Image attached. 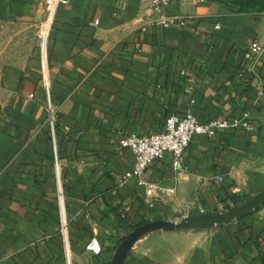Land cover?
I'll return each mask as SVG.
<instances>
[{"label":"crops","instance_id":"obj_1","mask_svg":"<svg viewBox=\"0 0 264 264\" xmlns=\"http://www.w3.org/2000/svg\"><path fill=\"white\" fill-rule=\"evenodd\" d=\"M149 5L68 0L51 33L47 91L37 43L45 0H0V264H69L67 247L71 264H110L143 223L224 213L264 190V61L248 57L253 43L264 45V11L176 2L165 13L186 25L162 29ZM189 110L204 123L250 113L257 125L197 137L179 182L171 155L154 163L152 197L135 179L121 186L136 159L120 141L162 133ZM93 242L100 255L88 250ZM124 264H264V206L212 230L150 234Z\"/></svg>","mask_w":264,"mask_h":264},{"label":"built area","instance_id":"obj_2","mask_svg":"<svg viewBox=\"0 0 264 264\" xmlns=\"http://www.w3.org/2000/svg\"><path fill=\"white\" fill-rule=\"evenodd\" d=\"M188 1L190 0H150V23L152 26H158L162 29H168L174 25L184 27L186 25L184 20L168 17L165 12L173 3H186ZM196 1L202 4H209L215 0ZM66 4H68V0H45L46 18L38 25L37 38L39 41L44 75L46 77L47 91H49L47 82L49 42L56 14L60 7ZM217 29H219V26ZM248 57L253 58L254 66L263 62L264 45L259 42L253 43L250 47ZM258 95L259 97L263 96L264 90L260 89ZM47 112L51 140L54 147L55 170L58 179L60 180L61 170L57 152V109L54 107L50 99H48ZM256 125L257 122L254 121L250 113L244 114L240 119H214L204 123L201 122L191 110H189L184 116L180 117L173 115L168 118L165 130L162 133L154 135L131 134L126 136L120 141V147L122 150H128L133 153L136 159V164L133 172L121 182V186L128 184L131 179H135L141 187H145L148 196L152 197L160 191L156 185L150 183L146 179V173L154 163L163 161L167 155H171L173 157V168L176 174V180L179 182L181 177L188 171L186 153L197 137L214 138L226 130L243 129L252 132ZM218 179L223 181L222 177H219ZM171 193H173L172 190L169 191V194ZM60 195L62 197V193ZM150 205L152 207L153 203L151 202ZM62 233L67 245L68 225L65 220H63ZM88 250L94 252L96 255L101 254V248L96 242H93L88 246ZM66 256L68 263L71 264L68 247L66 248Z\"/></svg>","mask_w":264,"mask_h":264},{"label":"water","instance_id":"obj_3","mask_svg":"<svg viewBox=\"0 0 264 264\" xmlns=\"http://www.w3.org/2000/svg\"><path fill=\"white\" fill-rule=\"evenodd\" d=\"M151 17V16H150ZM264 206V190L252 196L243 204L224 213H201L181 219L150 221L135 228L121 239L110 264H124L133 248L143 238L158 232L180 233L185 231H206L244 220Z\"/></svg>","mask_w":264,"mask_h":264},{"label":"trees","instance_id":"obj_4","mask_svg":"<svg viewBox=\"0 0 264 264\" xmlns=\"http://www.w3.org/2000/svg\"><path fill=\"white\" fill-rule=\"evenodd\" d=\"M232 2L239 7L240 12H247V13H249V12L255 13L256 12V13H259V12L264 11V6H263L264 0H232ZM250 8H252V9L250 10ZM244 202H246V201H243V202L236 201V203H238V206L243 204ZM143 224H145V223H143Z\"/></svg>","mask_w":264,"mask_h":264},{"label":"rangeland","instance_id":"obj_5","mask_svg":"<svg viewBox=\"0 0 264 264\" xmlns=\"http://www.w3.org/2000/svg\"><path fill=\"white\" fill-rule=\"evenodd\" d=\"M39 41H38V38H37V43H38ZM41 56V55H40ZM250 199V196H245V197H242L241 198V200H239V202H243V201H247V200H249ZM236 207V206H235ZM228 209H230V207L228 208ZM225 211H226V208L224 209ZM227 211H229V210H227ZM212 213H218L217 212V210H215L214 212H212ZM172 221H175V222H179L180 220L178 219V220H172Z\"/></svg>","mask_w":264,"mask_h":264}]
</instances>
